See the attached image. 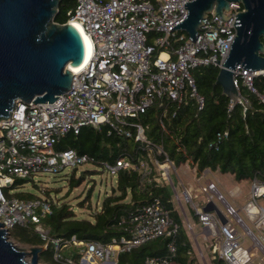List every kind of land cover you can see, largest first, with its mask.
Segmentation results:
<instances>
[{
  "label": "built area",
  "instance_id": "obj_1",
  "mask_svg": "<svg viewBox=\"0 0 264 264\" xmlns=\"http://www.w3.org/2000/svg\"><path fill=\"white\" fill-rule=\"evenodd\" d=\"M191 1L76 0L75 7L67 13V22L79 23L89 36L88 61L73 75L70 89L56 101L18 102L11 116L0 121L1 229L9 234L15 225L34 224L35 231L45 242L43 247L51 243L53 259L60 264H74L71 257L63 255L67 248H74L81 255L79 264H116L120 253L130 252L159 237H169L168 254L147 256L144 264H176L177 225L160 199L129 213L120 223L124 235L119 239L113 238L109 243L84 242L74 236L69 239L50 237L42 223L52 213L53 206L60 204L51 194L47 196L45 191H39L34 198H17L14 193L21 187L12 186L15 179L36 185L37 176L59 175L66 169L71 175L86 164L97 166L114 180L121 170L144 168L141 160L138 159L140 163H137L127 156L97 163L93 157L73 149H55L60 138L68 133L77 134L86 126L106 127L108 134L143 144L142 149L148 157V163L144 164L146 169L158 171L153 174L154 181L159 185L167 184L180 205L170 177V171L176 172V167L162 147L146 138L144 126L138 119L151 106L165 101L181 104L192 100L197 111L203 109L205 99L197 91L192 70L205 66L221 67L235 35V14L243 11L240 4L234 3L224 12L226 16L233 15L228 20H222L212 12L206 14L199 34L192 42L185 32L171 30L186 17L184 4ZM260 75L264 77L261 71L251 72L237 67L234 84L238 89L240 80L246 89L264 102V91L258 92L253 85V79ZM205 192L208 197L205 202L215 197L222 205L225 222L222 223L214 211L194 208L200 225V232L194 234L185 218L201 264H213L216 259L224 264H254L253 248H258L264 258V247L257 236L238 216L237 210L224 200L214 183L207 181ZM183 193L188 195L185 190ZM261 201L264 202V179L254 177L241 211L264 240V205ZM197 236L202 238L208 260L198 245ZM244 236L251 240L250 248L241 244ZM195 253L193 249L188 251L190 256Z\"/></svg>",
  "mask_w": 264,
  "mask_h": 264
},
{
  "label": "trees",
  "instance_id": "obj_2",
  "mask_svg": "<svg viewBox=\"0 0 264 264\" xmlns=\"http://www.w3.org/2000/svg\"><path fill=\"white\" fill-rule=\"evenodd\" d=\"M75 5L76 0H62L54 22L65 24L69 18L67 13ZM217 73L215 66L192 70L197 91L205 99L202 110L197 111L192 100L181 104L165 101L151 106L138 121L144 126L146 138L162 147L176 168L188 163L198 177L205 170L219 171L231 174L238 183L251 181L254 177L264 179V102L246 89L240 80L237 82L238 92L243 101L232 102L222 93L221 87L215 85ZM253 85L258 92H263L264 77H255ZM142 148L143 144L133 139L108 134L106 127L95 129L86 126L77 134L68 133L60 138L55 145L56 150L73 149L93 157L97 163L127 156L135 162L141 160L144 168L121 170L115 187L103 198L100 210L91 219L77 218L66 203L53 206L52 213L42 223L50 237L69 239L74 236L84 242L109 243L113 238L119 239L124 235L120 223L129 213L160 199L177 225L175 263L194 264V257L188 254L192 249L191 241L182 217L173 205L172 190L167 184L159 185L154 181V171L144 165L148 163V157ZM159 160L163 161V157L159 156ZM81 178L75 179L70 175V188L79 186ZM25 182L15 179L12 188H20ZM92 190L93 187L88 189L85 199L78 203L80 206L90 198ZM44 194L49 196L50 192L46 190ZM14 196L35 197L25 192L14 193ZM190 213L197 224L194 209ZM9 238L30 246L43 247L45 244L32 223L15 225L9 232ZM170 241L169 237H159L130 252L120 253L116 264H144L147 256H166ZM53 251L52 244L47 243L39 254V260L45 264H60L54 261ZM63 255L71 257L74 264H79L81 255L74 248L63 250ZM213 264L224 263L216 259Z\"/></svg>",
  "mask_w": 264,
  "mask_h": 264
},
{
  "label": "water",
  "instance_id": "obj_3",
  "mask_svg": "<svg viewBox=\"0 0 264 264\" xmlns=\"http://www.w3.org/2000/svg\"><path fill=\"white\" fill-rule=\"evenodd\" d=\"M62 0H0V121L11 116L18 102L53 103L66 93L73 73L68 69L82 64L85 55L79 32L66 22H54ZM243 11L235 14V35L215 79V85L232 102L242 99L234 84L237 67L264 73V0H192L186 2V17L171 30L185 32L194 42L202 20L212 12L222 20L231 4ZM204 212L214 211L222 223L221 211L208 202ZM0 224V264H38L41 246L29 253L19 250ZM31 256L30 262L26 257Z\"/></svg>",
  "mask_w": 264,
  "mask_h": 264
},
{
  "label": "rangeland",
  "instance_id": "obj_4",
  "mask_svg": "<svg viewBox=\"0 0 264 264\" xmlns=\"http://www.w3.org/2000/svg\"><path fill=\"white\" fill-rule=\"evenodd\" d=\"M154 172L156 174L158 171L155 170ZM69 173L70 170L66 169L65 171H63V173L59 175H39L35 179L36 185H39V187H35L32 182H28L24 184L20 188V190H18V192L30 193L37 196L39 195V191L46 192V190H48L56 201L68 204L77 218L91 219L92 215L101 207V202L103 198L106 195H109L112 191V188L115 187L116 180L111 179L110 176L101 171L97 166L86 164L78 167L77 170L72 172L71 175L75 179L81 176L82 178L79 186L70 188ZM170 177L171 181L173 182L176 193L179 197L178 200L180 202V205H178L175 196H173V205L182 217L184 228L186 229V233L188 234V236L191 233L189 232V229L185 224V218L189 221L193 233L198 234L200 232V225L198 226L194 223V220H192V218L190 217V211L194 208H199L203 204L206 205L205 201L208 199V197L205 192V182L211 181L212 183H214L217 191L222 195L224 200L227 203L231 204L237 210L238 216L243 220L247 227L252 230V232L257 236L261 245L264 247V240L261 238L260 234L253 228L251 223L246 220V218L244 217V213L241 211V209L235 206L234 201L229 195V192L232 191L234 186L237 184L231 174L213 173L209 171L199 181H197L198 176L196 175L195 170L191 167L190 164L186 163L176 168V172H173L171 170ZM188 182L192 184L193 188L188 185ZM239 186L240 189H242L243 191H245L246 189L248 190L250 186V181L241 182ZM90 187H93L90 198L85 200L83 206H80L78 204L79 201L85 199L87 191ZM184 190L187 191V196L184 195ZM236 194H238V192H236ZM208 202H212L220 211H222V205L217 202L215 197H213ZM261 203L264 205L263 201H261ZM180 207L182 210L180 209ZM183 215H185V217ZM238 230L241 234H243L242 229L238 227ZM9 240L19 250L25 251L26 253H29L31 247H33L28 244L21 243L14 238H9ZM240 242L246 248H250L252 246L251 240H249L246 236H244V239L240 240ZM198 245L202 250L206 260H208V255L206 253L207 251L204 248L202 238L200 236L198 237ZM191 246L193 252L195 253L196 246L192 241ZM251 252L254 255V264H264V258H262L263 255L258 248H253ZM193 257L195 260L194 264H201L198 257H196V253L193 254ZM30 260L31 256L29 255L28 257H26V261L30 262ZM38 264L45 263L39 260Z\"/></svg>",
  "mask_w": 264,
  "mask_h": 264
},
{
  "label": "crops",
  "instance_id": "obj_5",
  "mask_svg": "<svg viewBox=\"0 0 264 264\" xmlns=\"http://www.w3.org/2000/svg\"><path fill=\"white\" fill-rule=\"evenodd\" d=\"M209 172V170H205V172L204 173H202V175L201 176H199L198 178H197V181H199L205 174H207ZM211 172V171H210ZM213 173H220L219 171H214ZM242 182H244V181H242ZM206 183V182H205ZM241 182H237V184L234 186V188H233V190L232 191H230L229 192V195H230V197L232 198V200L234 201V204H235V206L237 207V208H239V209H242V207H243V205H244V203H245V201H246V199H247V196H248V192H249V189L247 190H245V191H243L242 189H240V186H239V184H240ZM188 185L191 187V188H193V186H192V184L190 183V182H188ZM225 187V186H224ZM250 187V186H249ZM226 189V188H225ZM197 190H198V188H197ZM236 192H238V194H236ZM205 203H207V202H205ZM215 205V204H214ZM205 205L203 204L202 206H200V207H204ZM196 225H198L199 226V224L197 223Z\"/></svg>",
  "mask_w": 264,
  "mask_h": 264
},
{
  "label": "bare ground",
  "instance_id": "obj_6",
  "mask_svg": "<svg viewBox=\"0 0 264 264\" xmlns=\"http://www.w3.org/2000/svg\"><path fill=\"white\" fill-rule=\"evenodd\" d=\"M71 25H73V27H75V29L79 32L82 40H83V44H84V48H85V55H84V60L82 62L81 65L79 66H76V67H71L69 64H68V69L70 70V72L73 73V75L81 68V66L83 64H85L88 59H89V56H90V49H91V40L89 38V36L87 35V33H85L83 31V29L81 28V26L79 25V23L77 22H74V21H71L70 22Z\"/></svg>",
  "mask_w": 264,
  "mask_h": 264
}]
</instances>
